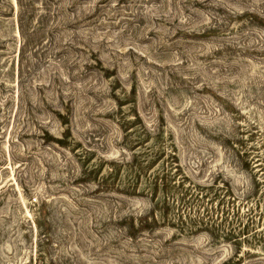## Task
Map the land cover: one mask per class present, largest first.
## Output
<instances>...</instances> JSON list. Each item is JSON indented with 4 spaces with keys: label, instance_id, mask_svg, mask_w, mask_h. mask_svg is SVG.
<instances>
[{
    "label": "rangeland",
    "instance_id": "obj_1",
    "mask_svg": "<svg viewBox=\"0 0 264 264\" xmlns=\"http://www.w3.org/2000/svg\"><path fill=\"white\" fill-rule=\"evenodd\" d=\"M0 264H264V0H0Z\"/></svg>",
    "mask_w": 264,
    "mask_h": 264
}]
</instances>
